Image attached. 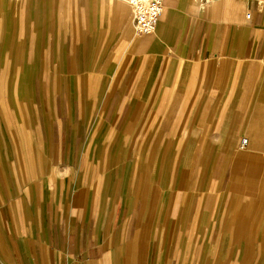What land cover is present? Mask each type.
<instances>
[{"label":"crops","instance_id":"0c3cea01","mask_svg":"<svg viewBox=\"0 0 264 264\" xmlns=\"http://www.w3.org/2000/svg\"><path fill=\"white\" fill-rule=\"evenodd\" d=\"M127 1L0 0V264H264V0Z\"/></svg>","mask_w":264,"mask_h":264},{"label":"rangeland","instance_id":"374dc122","mask_svg":"<svg viewBox=\"0 0 264 264\" xmlns=\"http://www.w3.org/2000/svg\"><path fill=\"white\" fill-rule=\"evenodd\" d=\"M14 2V5L17 6V23H16V32L14 39L21 38V34L23 33L22 31H27L29 36H30V41H28L27 44V62L30 61V53H31V39L39 33L40 37L45 41V45L47 44L48 50L49 47L53 48V41L51 39L52 37V31L58 32V33H63L64 31V25L63 23L67 20L75 21L76 17L78 14L84 12L85 5L82 4V0H47L49 6L47 9V2L44 0L42 2V11L43 16L38 20V23L36 24L33 20V18H29V20H26L23 18V14L27 13V10H30V7H33V3L31 0H10ZM40 0H38V8L40 7L41 4ZM27 5V10H26V5ZM47 9V10H46ZM34 27V28H33ZM34 59V58H33ZM48 60H50L48 58ZM38 59L35 58L34 61H32L31 64L27 65L26 68L32 67L31 70H36L38 69ZM53 63L52 60L49 61V64L51 65ZM35 68V69H34ZM30 73H27V77L29 76ZM26 77V78H27ZM63 84V83H62ZM59 85H61L60 80L58 81V88ZM27 92V90H26ZM56 99L60 102V93L59 91L57 92ZM37 133V136L39 134V131H35ZM35 132H31L32 135ZM39 137V136H38ZM37 137L35 136V141ZM242 138V137H241ZM240 138V139H241ZM240 146V144H239Z\"/></svg>","mask_w":264,"mask_h":264},{"label":"built area","instance_id":"2783aa9c","mask_svg":"<svg viewBox=\"0 0 264 264\" xmlns=\"http://www.w3.org/2000/svg\"><path fill=\"white\" fill-rule=\"evenodd\" d=\"M137 35L154 31L163 8V0H128ZM246 138L240 139V147L245 146Z\"/></svg>","mask_w":264,"mask_h":264},{"label":"bare ground","instance_id":"6f19581e","mask_svg":"<svg viewBox=\"0 0 264 264\" xmlns=\"http://www.w3.org/2000/svg\"><path fill=\"white\" fill-rule=\"evenodd\" d=\"M128 2V1H127Z\"/></svg>","mask_w":264,"mask_h":264}]
</instances>
